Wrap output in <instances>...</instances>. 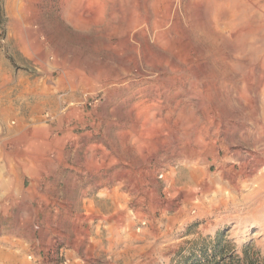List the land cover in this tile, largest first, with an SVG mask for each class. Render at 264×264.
<instances>
[{"label": "rangeland", "instance_id": "1", "mask_svg": "<svg viewBox=\"0 0 264 264\" xmlns=\"http://www.w3.org/2000/svg\"><path fill=\"white\" fill-rule=\"evenodd\" d=\"M7 19L36 171L0 264H264V0H0L4 54Z\"/></svg>", "mask_w": 264, "mask_h": 264}, {"label": "crops", "instance_id": "2", "mask_svg": "<svg viewBox=\"0 0 264 264\" xmlns=\"http://www.w3.org/2000/svg\"><path fill=\"white\" fill-rule=\"evenodd\" d=\"M12 23L9 19L4 23L7 53L0 52V189L4 191L0 202L5 203H9V200L29 201L23 194L9 196V182L22 184L25 179L33 176L32 171H36L23 163H9V144L17 148L22 144L19 140L24 134V115L30 91L29 83L21 77L22 68L16 69L9 61V42L24 34V29L14 32L11 29L14 26Z\"/></svg>", "mask_w": 264, "mask_h": 264}, {"label": "trees", "instance_id": "3", "mask_svg": "<svg viewBox=\"0 0 264 264\" xmlns=\"http://www.w3.org/2000/svg\"><path fill=\"white\" fill-rule=\"evenodd\" d=\"M222 236L219 235L216 243L213 247V251L208 255L205 251L201 254H192L189 258H185L178 262V264H259L258 262H252L245 258V262H241L238 259H231L227 257L226 248L221 245Z\"/></svg>", "mask_w": 264, "mask_h": 264}, {"label": "bare ground", "instance_id": "4", "mask_svg": "<svg viewBox=\"0 0 264 264\" xmlns=\"http://www.w3.org/2000/svg\"><path fill=\"white\" fill-rule=\"evenodd\" d=\"M195 4V3H194ZM170 86V85H169ZM146 103V102H145ZM137 123V122H136ZM253 171V170H252ZM107 212V211H106Z\"/></svg>", "mask_w": 264, "mask_h": 264}]
</instances>
